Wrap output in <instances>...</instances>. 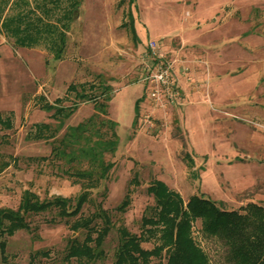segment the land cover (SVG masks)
I'll use <instances>...</instances> for the list:
<instances>
[{"label": "rangeland", "instance_id": "rangeland-1", "mask_svg": "<svg viewBox=\"0 0 264 264\" xmlns=\"http://www.w3.org/2000/svg\"><path fill=\"white\" fill-rule=\"evenodd\" d=\"M43 3L44 9L39 0H0V14L29 6V15L67 22L59 55L52 53L47 33L19 43L0 26V109H10L12 120L9 126H0V156L13 153L0 166V204L14 206L23 186L38 196L77 190L78 181L60 167L65 163L62 156L30 155L47 153L48 137L24 132L33 119H54L49 108L37 103V92L50 99L63 91L68 79L94 77L96 71L111 85L106 113L116 118L117 140L112 152H105L112 159L105 175L89 189L107 206L112 219L101 240L103 253L90 264H109L118 215L137 230L140 213L147 212L152 202L145 189L151 175L162 177L182 196L201 187L220 205H237L248 198L264 203V0ZM127 7L135 38L124 23ZM150 36L158 39L165 55L175 56L179 93L172 99L150 96L149 82L142 77L145 40ZM92 109L90 98L78 99L56 132ZM182 149L190 152V165ZM132 166L137 180L127 182ZM127 184L129 199L120 210L113 204ZM91 205L83 200L80 208ZM51 213V208L28 211L29 225L13 227L6 234L0 264H25L28 250L35 246L49 247L47 264H64L56 250L67 234L81 230L62 217L48 218ZM190 226L212 262L220 264L217 240L199 233L198 216ZM157 259L151 255L147 263Z\"/></svg>", "mask_w": 264, "mask_h": 264}, {"label": "trees", "instance_id": "trees-1", "mask_svg": "<svg viewBox=\"0 0 264 264\" xmlns=\"http://www.w3.org/2000/svg\"><path fill=\"white\" fill-rule=\"evenodd\" d=\"M41 1L44 9L47 4ZM26 9L30 7L2 12L0 26L19 43L29 42L39 34L47 33L52 53L59 55L66 20L61 19L57 24L38 13L29 15ZM70 10L71 6H67L65 14H69ZM125 12L128 16L124 23L135 38L129 7ZM53 24L57 26L50 33ZM94 74L90 78L68 79L63 91L50 99L37 92V103L49 108L48 113L54 119L37 118L30 121L24 132L26 135L49 139L47 153L30 155L62 156L65 163L60 167L78 181V188L71 194L52 192L38 196L32 188L23 186L14 206L0 204V253L6 234L13 227L29 225L25 214L43 208L52 209L48 218L62 217L69 226L81 230V234H67L63 245L56 250L64 264H90L103 253L101 240L112 219L107 206L99 198H93L89 189L105 175L112 162L105 152H112L117 132L114 128L116 118L106 113V99L111 85L100 71ZM63 97H67L68 101H63ZM80 98H90L93 109L75 121L65 122L57 133L62 117L71 111ZM10 112V109H0V126L12 123ZM181 155L188 165L192 163L188 150L182 149ZM9 156L13 158V153L6 152L0 156V166L8 161ZM191 173L196 175L194 169ZM136 180L137 169L132 166L127 182ZM129 187L127 184L113 204L117 209L121 210L127 203ZM145 189L151 193L152 202L147 212L140 213L137 230L129 228L118 215L109 264H148L151 255H157L155 264H214L191 232V219L194 216H198L199 233L217 240L216 253L220 264H264L263 202L248 198L237 205L224 206L201 189L191 190L182 196L176 187L157 175L149 176ZM83 200L91 201V207L82 210L80 205ZM141 240H149L150 243L143 244ZM49 255L47 246L32 247L27 252L25 264H47L44 257ZM160 255H163L162 259H159Z\"/></svg>", "mask_w": 264, "mask_h": 264}, {"label": "built area", "instance_id": "built-area-1", "mask_svg": "<svg viewBox=\"0 0 264 264\" xmlns=\"http://www.w3.org/2000/svg\"><path fill=\"white\" fill-rule=\"evenodd\" d=\"M174 57L164 54L158 46V39L153 36L146 38L142 56V77L149 82L148 94L156 100L172 99L179 93Z\"/></svg>", "mask_w": 264, "mask_h": 264}, {"label": "crops", "instance_id": "crops-1", "mask_svg": "<svg viewBox=\"0 0 264 264\" xmlns=\"http://www.w3.org/2000/svg\"><path fill=\"white\" fill-rule=\"evenodd\" d=\"M201 190H202V188L201 187H199Z\"/></svg>", "mask_w": 264, "mask_h": 264}]
</instances>
